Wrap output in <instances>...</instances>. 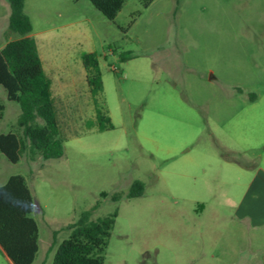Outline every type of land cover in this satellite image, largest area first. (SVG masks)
<instances>
[{
    "label": "rangeland",
    "instance_id": "obj_1",
    "mask_svg": "<svg viewBox=\"0 0 264 264\" xmlns=\"http://www.w3.org/2000/svg\"><path fill=\"white\" fill-rule=\"evenodd\" d=\"M143 1L126 0L113 20L88 0L24 2L67 135L59 158L0 153V185L20 174L31 191V264H50L87 210L116 212L103 264H245L234 261L232 200L242 168L264 154V0ZM9 14L0 0V48L19 37ZM85 53L101 73L95 96ZM0 102V134L18 132L19 105L1 85ZM98 110L112 128L96 131ZM135 180L143 192L127 197ZM0 264H12L1 250Z\"/></svg>",
    "mask_w": 264,
    "mask_h": 264
},
{
    "label": "trees",
    "instance_id": "obj_2",
    "mask_svg": "<svg viewBox=\"0 0 264 264\" xmlns=\"http://www.w3.org/2000/svg\"><path fill=\"white\" fill-rule=\"evenodd\" d=\"M105 18L113 20L126 0H88ZM153 0H144L143 7ZM25 0H8V27L19 37L0 48V85L9 101L19 105L18 132L0 134V153L11 163H17L24 152L32 159L63 155L66 139L60 111L52 96L50 80L44 72L32 30L25 14ZM85 80L92 96L102 91L101 73L94 53L81 57ZM4 106L0 102V119ZM96 131L113 127L109 116L98 110ZM144 184L135 180L127 197H137ZM33 201L25 178L11 175L0 185V248L12 264H31L38 250V226L31 217ZM116 212L90 220V211H83L77 221L68 225L69 234L55 248L50 264H103Z\"/></svg>",
    "mask_w": 264,
    "mask_h": 264
},
{
    "label": "crops",
    "instance_id": "obj_3",
    "mask_svg": "<svg viewBox=\"0 0 264 264\" xmlns=\"http://www.w3.org/2000/svg\"><path fill=\"white\" fill-rule=\"evenodd\" d=\"M252 166L242 168L246 171L251 167L249 177L240 195L232 200L233 221L238 223L242 231L241 236L240 232L233 234L234 239L242 238L234 261L264 264V154H259L257 162Z\"/></svg>",
    "mask_w": 264,
    "mask_h": 264
}]
</instances>
